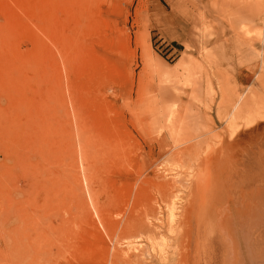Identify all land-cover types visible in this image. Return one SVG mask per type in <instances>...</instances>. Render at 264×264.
Returning <instances> with one entry per match:
<instances>
[{
	"label": "rangeland",
	"instance_id": "1",
	"mask_svg": "<svg viewBox=\"0 0 264 264\" xmlns=\"http://www.w3.org/2000/svg\"><path fill=\"white\" fill-rule=\"evenodd\" d=\"M263 229L264 0H0V264H262Z\"/></svg>",
	"mask_w": 264,
	"mask_h": 264
},
{
	"label": "bare ground",
	"instance_id": "2",
	"mask_svg": "<svg viewBox=\"0 0 264 264\" xmlns=\"http://www.w3.org/2000/svg\"><path fill=\"white\" fill-rule=\"evenodd\" d=\"M243 97V96H242ZM244 101V99L243 98H239L238 100H237V102H236V104L234 105V107H233V109H232V111H231V114H230V117H232V118H234L239 112H240V110L242 109V102ZM239 115V114H238ZM235 119V118H234ZM176 200V199H175ZM173 214H174V212H172L171 213V217L173 218ZM206 215V214H205ZM171 219V218H170ZM169 220V219H168ZM187 221V220H186ZM188 222V221H187ZM186 222V223H187ZM180 223H181V221H180ZM185 223V222H184ZM185 223V224H186ZM168 224H169V221H168ZM171 224V223H170ZM169 226V225H168ZM181 226V225H180ZM203 226V225H202ZM201 226V227H202ZM205 226V225H204ZM198 227V226H197ZM206 227V226H205ZM263 227V226H262ZM203 228V227H202ZM218 228V227H217ZM220 228V227H219ZM178 230V229H177ZM177 230H175V231H177ZM201 230H205L204 228L203 229H201ZM200 230V227L198 228V229H196V232H194V234H193V232H192V236H193V240H194V243H193V245H195L196 246V244L197 243H199V246L200 247H202L203 249L206 247V244H207V241L205 242V238L208 236L207 234L208 233H206V236L205 235H202V232L203 231H201ZM169 231H171V233L174 231L173 230V227L171 226L170 228H169ZM208 230H206V232H207ZM260 231H262V232H264V229L263 230H260ZM212 233V232H211ZM220 234V233H219ZM262 234H264V233H262ZM262 234H261V236H262ZM222 235V234H221ZM256 235V234H255ZM203 236H205V238H203L202 239V237ZM211 237V236H210ZM257 238V237H256ZM228 239V238H227ZM258 239V238H257ZM257 239H255V241L257 240ZM264 239V238H263ZM262 239V240H263ZM192 240V241H193ZM215 240V239H214ZM182 241V240H181ZM260 241V240H259ZM258 241V242H259ZM264 241V240H263ZM7 242V241H6ZM12 242V241H11ZM257 243V242H256ZM256 243L254 244V245H256ZM259 243H261V242H259ZM198 245V244H197ZM257 245L259 246V244L257 243ZM262 245H264V243H261V245L260 246H262ZM14 247V246H13ZM182 248V247H181ZM195 248H197V247H195ZM194 248V249H195ZM262 248V247H261ZM7 249V248H6ZM6 249H5V251H6ZM15 250V249H14ZM193 250V249H192ZM235 250V249H234ZM196 251V250H195ZM194 251V252H195ZM15 252V251H14ZM198 252H199V249H198ZM17 253V252H16ZM18 255V254H17ZM192 255V254H191ZM4 256V255H3ZM194 258H195V256H193ZM197 257H199V256H197ZM196 259V258H195ZM198 259V258H197ZM4 260V259H3ZM196 261V260H195ZM187 262V261H186ZM196 263V262H195ZM231 264V263H230ZM262 264H264V260H263V263Z\"/></svg>",
	"mask_w": 264,
	"mask_h": 264
}]
</instances>
